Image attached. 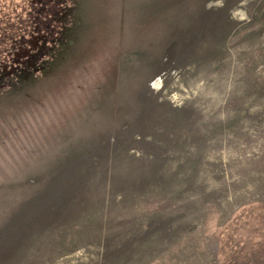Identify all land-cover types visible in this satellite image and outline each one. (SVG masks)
<instances>
[{"label": "rangeland", "instance_id": "1", "mask_svg": "<svg viewBox=\"0 0 264 264\" xmlns=\"http://www.w3.org/2000/svg\"><path fill=\"white\" fill-rule=\"evenodd\" d=\"M1 96L0 264H264V0H0Z\"/></svg>", "mask_w": 264, "mask_h": 264}, {"label": "trees", "instance_id": "2", "mask_svg": "<svg viewBox=\"0 0 264 264\" xmlns=\"http://www.w3.org/2000/svg\"><path fill=\"white\" fill-rule=\"evenodd\" d=\"M65 58V57H64ZM61 61H62V58H61ZM52 64V63H51ZM50 66V65H49ZM53 67V66H52ZM41 75V76H40ZM51 75V74H50ZM39 77H36V81H34L31 85H30V83L32 82V81H30V82H28V83H20V82H18L17 81V83H15L14 85H12V88H13V91H17V92H19V93H22V92H27V91H25V90H27V89H29V90H31V89H33V87H36L37 85H35L34 86V84H35V82L36 83H38V82H43L44 81V79L47 77V75H42V74H39L38 75ZM49 76V75H48ZM32 94H33V91H30ZM28 93V92H27ZM7 95V94H6ZM3 96H1L0 98H2ZM18 100V99H17ZM19 101V100H18ZM10 107V106H9ZM11 110H13L14 109V107H13V102L11 103Z\"/></svg>", "mask_w": 264, "mask_h": 264}]
</instances>
